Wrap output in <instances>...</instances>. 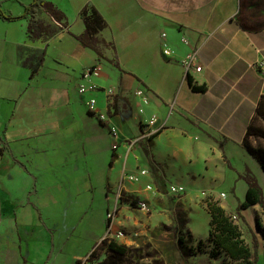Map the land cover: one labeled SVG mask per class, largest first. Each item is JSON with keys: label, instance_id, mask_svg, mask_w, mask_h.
Returning <instances> with one entry per match:
<instances>
[{"label": "crops", "instance_id": "0c3cea01", "mask_svg": "<svg viewBox=\"0 0 264 264\" xmlns=\"http://www.w3.org/2000/svg\"><path fill=\"white\" fill-rule=\"evenodd\" d=\"M31 1L0 0V5L6 14L21 16ZM45 1L63 18L57 21L36 6L25 18L0 16V264L44 261L53 236L40 209L41 190L52 192L47 203L55 207L70 192H89L91 177L100 173L103 210L117 206L113 233L130 230L126 239L116 240L136 254L150 247L157 253L151 259L162 256L152 240H157L154 232L166 212H185L189 244L205 240L210 216L194 189L206 184L210 195L233 215L221 199L226 195L214 194L212 187L226 182L246 190V181L237 175L251 173L250 168L262 172L243 140L264 95V75L255 65L264 60V25L252 28L237 21L236 0ZM86 3L105 19L99 35L112 45L105 59L75 38L84 29L79 12ZM190 53L195 61L185 72L183 61ZM132 62L145 65L144 76L127 69ZM93 64L95 70L83 75ZM112 71L116 75H107ZM127 78L133 86L126 84ZM189 79L205 90H193ZM81 84L97 89L81 95ZM138 88L144 105L139 126L132 118L107 113L108 92H115L119 112L126 96H131L133 107L138 105L139 98L132 95ZM91 97L96 98L97 112L90 115ZM99 113L116 128L115 136L102 138L100 132L107 127L94 120ZM117 120L136 125L135 132H120ZM145 129L153 131L151 138L127 153L125 142ZM112 152L115 159L108 166ZM140 168L149 173L138 183L125 181V197L116 200L119 179ZM147 183L153 191L144 188ZM170 183L188 190L171 194ZM130 196L147 201L145 216L135 214ZM169 197L175 201L167 202ZM86 199L92 203L93 194ZM200 225L207 227L203 237L194 234Z\"/></svg>", "mask_w": 264, "mask_h": 264}, {"label": "rangeland", "instance_id": "374dc122", "mask_svg": "<svg viewBox=\"0 0 264 264\" xmlns=\"http://www.w3.org/2000/svg\"><path fill=\"white\" fill-rule=\"evenodd\" d=\"M236 1H238V3L240 4L239 12L236 16L237 21H239L243 26L252 28H254L255 26L257 27L264 25V0ZM101 48L104 53L107 49H111L112 45L110 43V45ZM109 54L111 55V53ZM127 55L128 53H121V57H126ZM129 66H131V68L127 69L132 70L136 75H145V65H135V63L132 62ZM113 69L117 72L115 68ZM107 75L116 74L114 73V71H112ZM112 79L113 78H111V80ZM131 81L132 80L130 78H127L126 84L129 86H133ZM140 89L141 88L134 90L132 92V95L134 94L133 96L139 98L136 92ZM114 93L115 92H108V114H110L111 111L113 112V107H111V104L113 103L112 101ZM124 104H126L125 107H122V105L120 104L119 112L117 110L116 112H113V114L115 115L118 113L117 115H120V117L124 119L132 118L133 123L139 126L142 123V120L144 119L141 115L144 105L142 104L140 98L138 99V105H136V107H133L132 105L131 96H126V103ZM258 110V113L253 119V124L264 130V100ZM98 118L100 119V117H95L94 120L100 125L101 123L99 122ZM109 121L110 120L103 121L105 125L101 124L102 127L106 126L108 128V130L107 128H105L100 132L103 139L111 137L110 133H108L110 130V126L107 123H109ZM115 125L119 128V131L123 132L124 134L134 133L136 128V125L130 126L127 123L125 124L123 122H120V120L115 121ZM250 141L253 145L259 144L264 147L263 138L252 136L250 138ZM137 154L139 156H142L141 151L139 152L137 150ZM110 161L111 155L109 161H107L108 166L110 165ZM120 167L121 165H119L118 169ZM250 170L251 173L247 171L243 176L237 175V177L243 179L242 181H246L247 176H249L251 179H254L256 183L261 187L264 199V170L262 169L261 173L254 171V169L252 168H250ZM90 181L91 189L89 190V192H87L86 190L70 192V195L68 197L58 200V204L55 207H51L47 203L48 199L51 198V196L53 195L52 192H49V190H41V197L39 203L40 209L43 211L46 226L49 228L53 239L50 242L49 251L44 261H34V263L31 264H44V262L47 260V264H76V260L78 259V257L82 256L85 253L87 254L85 256L86 258L90 253L89 250L91 248H94L95 245H97L101 241V239L107 237L108 220L105 214L106 211L103 210L105 197V192L103 189V187L105 186L104 174L100 173V175L96 177L93 176L91 177ZM237 182L240 181L237 180ZM170 185L179 186L173 183H170L169 186ZM241 185L242 184H237L235 189H233L229 183L225 182L217 184L212 188L214 190V194L217 195L220 192H223V194L226 195V197H222L221 199L227 206V208L232 210V213L235 217L234 219L236 222H238L240 226L243 238L245 239L246 243L250 246L251 250L254 252V264H264V238L256 230L255 226L256 215L259 216L261 223L264 225V209L259 204H256L255 206H250L244 210L239 209L238 206L240 202L244 200L246 192V190L243 189V186ZM89 186L90 185L87 184V187ZM182 187L186 189V187ZM209 188L210 187H208L206 184L198 185L194 189V193H197L199 197L204 198L210 195L211 192L207 191ZM202 190H204L205 193H201ZM90 192L91 194H93L94 198L92 203H90L86 199L87 195ZM57 194L60 195L59 192L56 194L54 193V195ZM171 201H175L173 197L167 198V202ZM123 211H127L125 210L124 206ZM128 211L132 212L131 208ZM134 211L137 215L145 216V212L143 211H140L138 209ZM124 213L126 214V212ZM172 214L173 213L168 212L165 213V219L162 220V222H159L158 227L154 232L156 234L157 240H152V242L160 251V253H162V256L158 255V258L151 259V257L154 253H156V251H154V249L150 250V247H143L140 248V250L138 251L137 258L139 261L153 264H219L222 260H224L223 256H219L216 259H213L207 252L200 253L198 255L184 259V256L180 254V251L176 248V245L178 243L179 236H182L188 242L190 241L189 239H187V232L183 228V225L185 224V212L176 211L175 214ZM176 215L178 218H175ZM129 216L132 217L133 212L130 213ZM125 229L127 228L125 227ZM193 230L195 236L197 237H203L204 234L206 235L207 233L206 226L200 225L199 227H195V229L193 228ZM126 231L130 232V230L128 229ZM6 234L8 236L7 231ZM255 242L257 246L255 245ZM103 257L104 254L102 253L99 257V260H101Z\"/></svg>", "mask_w": 264, "mask_h": 264}, {"label": "trees", "instance_id": "16d2710c", "mask_svg": "<svg viewBox=\"0 0 264 264\" xmlns=\"http://www.w3.org/2000/svg\"><path fill=\"white\" fill-rule=\"evenodd\" d=\"M35 6L43 8L57 21L62 19L64 16V14L59 11L51 2H46L45 0H32L29 4L24 5V12L21 16H12L10 14H6L0 5V16L6 20L25 18L28 15L30 9ZM58 14L59 16H57ZM79 14L84 22V29L81 34L75 35V38L84 47L91 48L93 51H95L99 59H105L106 57L101 47H105L109 44L99 35V32L106 26L105 19L94 6L88 3L82 7ZM30 30L31 29L29 25V33ZM115 64L117 65V63ZM96 67L97 65L93 64L89 66L88 69L90 72H93ZM188 81L193 90H205L204 86H195L191 79ZM263 100L264 95L261 96L256 114L258 113V109ZM112 102L113 103L111 105L113 107V112H116L118 109L116 95L113 96ZM88 114L91 115L94 113L88 111ZM99 122L104 125L101 119H99ZM252 136L264 139V130L255 126L253 122L247 128L243 145L264 170V147L259 144L253 145L250 141ZM114 159L115 153L112 152L110 165H112ZM248 177L249 176H247L246 180L247 189L245 192V198L242 202H240L238 207L240 210H244L250 206L259 204L264 209L262 189L254 179ZM202 205L210 216L208 222V235L205 240L200 239L195 244H189V242L186 241L182 236H179L177 249L180 251V254L184 256V259L207 252L213 259L223 256L224 260H222L219 264H254V252L243 238L240 227L236 223L233 215L229 214L221 206L219 200L215 199L212 195L204 197L202 199ZM255 226L256 230L264 238V225L261 223L258 215L255 216ZM102 253L104 254V257L99 260V257ZM137 255L138 254H136V252L130 246L120 243L114 238L105 237L101 239L97 245H95L86 258L84 257L82 259L76 260V264H153L139 261Z\"/></svg>", "mask_w": 264, "mask_h": 264}, {"label": "built area", "instance_id": "2783aa9c", "mask_svg": "<svg viewBox=\"0 0 264 264\" xmlns=\"http://www.w3.org/2000/svg\"><path fill=\"white\" fill-rule=\"evenodd\" d=\"M164 35V34H162ZM163 53L165 55L169 54V49L168 48H164L163 49ZM195 61V54L194 53H190L189 55H187V57L184 59L183 61V66L185 68V72H187V70L190 68V66L194 63ZM260 70L262 75H264V60H261L259 62H257L255 64ZM90 72L89 69L87 68V70L84 71L85 76L89 75ZM97 87L96 86H91V85H85V84H81L78 87V92L81 95H84V93L86 91H94L96 90ZM111 93V91L109 92ZM138 95L141 94V91L138 90L136 92ZM147 101L144 100V103H146ZM87 107L88 109L92 112V113H96L97 109H96V99L95 97H91L88 99L87 101ZM100 119L101 120H105L107 119V116L104 113H99ZM155 120L152 119L150 121V124H152ZM109 133L113 136L116 135L117 130L114 126H110V130ZM153 135V131L145 129L144 131H142V133H140L139 135H137L135 138L131 139V140H127L125 142V146L127 148V153L133 149L136 145L140 144V143H145L149 138H151V136ZM118 146L114 145L113 148L116 149ZM149 173V170L146 168H140L136 173H130V174H126L125 176H122L119 179V183L117 186V191H116V200L121 199L123 197H125L126 191L124 190V183L125 181H128L130 183H138L140 182L141 178L144 177L145 175H147ZM144 188L147 191H153V186L150 183H147ZM168 192L174 195H181L185 193V189L182 186H176V185H168ZM224 194L222 193L221 196H223ZM131 205L135 208L138 209L140 211L143 212H148L149 211V205L147 203V201L143 198H140L139 196H130L129 199ZM106 218L108 220V230H107V237L108 238H113V236L115 238H126V236H130V233H127L126 231H124L123 229H118L115 233H113V221L116 219V214H117V206L116 204H114V206H112L111 208L106 210Z\"/></svg>", "mask_w": 264, "mask_h": 264}]
</instances>
